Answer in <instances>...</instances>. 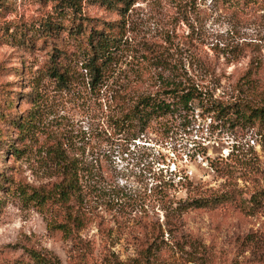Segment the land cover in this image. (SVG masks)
<instances>
[{"label": "rangeland", "instance_id": "374dc122", "mask_svg": "<svg viewBox=\"0 0 264 264\" xmlns=\"http://www.w3.org/2000/svg\"><path fill=\"white\" fill-rule=\"evenodd\" d=\"M176 78L208 103L118 135ZM262 108L264 0H0V264H264Z\"/></svg>", "mask_w": 264, "mask_h": 264}, {"label": "trees", "instance_id": "16d2710c", "mask_svg": "<svg viewBox=\"0 0 264 264\" xmlns=\"http://www.w3.org/2000/svg\"><path fill=\"white\" fill-rule=\"evenodd\" d=\"M115 50L114 40L108 39L104 33H98L96 36L89 38L87 46L83 48V55L81 57L84 63L83 69L88 73L92 86L101 84L106 79V66L109 61L111 62ZM58 70V65L56 68L49 69V75L52 79H62L63 74H60ZM176 80L167 82V89L161 92L162 94L160 93L161 96L157 94L155 96H143L133 100L128 109L129 111L122 119L118 135H122L125 140H135L146 130L150 121L166 114L171 108L178 106L182 110L188 111L195 103L202 106H204L203 102L208 103L205 94L198 91L194 86H190L182 80ZM163 97L173 99V103L168 102L169 100ZM171 111L173 110L171 109ZM209 111L213 114L215 113L219 121L229 122L231 121V117H234V120L239 117L244 119L245 117L240 115L241 112L238 111L236 105L222 106L211 103V109ZM263 117L264 108L252 110L246 119L248 121L253 119L257 121ZM205 203L197 200L193 201L189 207L201 208ZM71 222H64V227L70 225Z\"/></svg>", "mask_w": 264, "mask_h": 264}]
</instances>
